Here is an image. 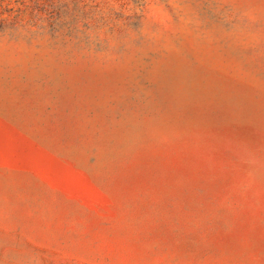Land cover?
Returning <instances> with one entry per match:
<instances>
[{
	"label": "rangeland",
	"instance_id": "obj_1",
	"mask_svg": "<svg viewBox=\"0 0 264 264\" xmlns=\"http://www.w3.org/2000/svg\"><path fill=\"white\" fill-rule=\"evenodd\" d=\"M0 264H264V0H0Z\"/></svg>",
	"mask_w": 264,
	"mask_h": 264
}]
</instances>
